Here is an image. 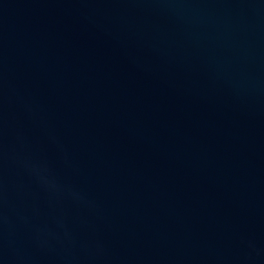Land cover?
Masks as SVG:
<instances>
[{
    "label": "water",
    "instance_id": "water-1",
    "mask_svg": "<svg viewBox=\"0 0 264 264\" xmlns=\"http://www.w3.org/2000/svg\"><path fill=\"white\" fill-rule=\"evenodd\" d=\"M0 264H264V0H0Z\"/></svg>",
    "mask_w": 264,
    "mask_h": 264
}]
</instances>
